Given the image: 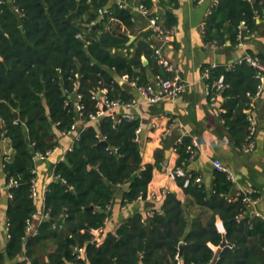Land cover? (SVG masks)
Returning <instances> with one entry per match:
<instances>
[{"label": "trees", "instance_id": "1", "mask_svg": "<svg viewBox=\"0 0 264 264\" xmlns=\"http://www.w3.org/2000/svg\"><path fill=\"white\" fill-rule=\"evenodd\" d=\"M141 4L151 8L152 0ZM104 7L107 12L101 17ZM258 18L264 20V0H218L206 18L204 40L218 48L227 41L237 46L240 31L259 30ZM133 23L131 5L120 7L113 0H0V173L5 183L17 181L9 189V240L0 250V264H208L216 254L212 246L219 247L224 239L227 244L215 264H264V218L250 212L246 194L231 196L234 184L227 172L215 170L210 186L196 182L203 175L189 168L194 156L189 136L175 145L177 166L191 174L187 185L186 177L176 178L187 201L168 192L148 210L152 214L136 211L115 232H106L117 188L127 185L124 205L136 202L140 194L146 197L155 167L142 162V145L135 139L138 119L114 123L108 113L92 120L102 89L110 99L131 101L117 77L147 84L148 68L155 75L162 71L154 32L130 41ZM176 24L175 14L167 12L164 28ZM248 53L264 63V55ZM209 69L210 86L223 76L221 116L242 148L259 70L246 61L231 69ZM75 122H81V137L56 162L55 179L45 195L50 218L39 224L36 235L28 236L27 219L37 210L30 188L39 161L32 151H54L58 135ZM5 139L13 149L9 158ZM248 195L259 196L255 191ZM195 205L199 211L194 212ZM218 218L225 232L219 231ZM100 227L104 232L97 244L91 229ZM76 247L84 249V259L77 258ZM25 249L28 260H21Z\"/></svg>", "mask_w": 264, "mask_h": 264}, {"label": "crops", "instance_id": "2", "mask_svg": "<svg viewBox=\"0 0 264 264\" xmlns=\"http://www.w3.org/2000/svg\"><path fill=\"white\" fill-rule=\"evenodd\" d=\"M126 1L128 5H131L134 15V23L130 26L129 32L130 41L144 39L145 33L152 29L149 19L139 10L141 0ZM217 4L218 0H152V6L149 9L161 24L165 22L167 12H173L177 17L171 44L162 43L159 46L154 37V48L155 52L157 48H161L162 54L175 64L181 78L187 83V87L181 95L166 97L156 103L145 102L136 88L130 91L125 90L130 94L134 104L123 106L120 112L130 114L139 120L142 162L155 165L147 191L148 196L154 198L151 201L156 203L161 201L168 192H174L180 200L187 201L188 196L185 190L169 173L178 167L179 153L175 149V145L184 136H189L195 142L194 156L189 168L200 172L206 183L205 175L211 173L213 179L214 171L220 170L216 167L215 161L221 162L234 177L233 187L238 188V191L231 196L239 195L244 190L257 192L258 200L255 204L250 203V212L264 218V119L261 118L264 91L255 100L253 107L256 114V143L250 152H244L231 137L229 128L221 116L225 102V98L222 96L223 89L215 98H210L207 94L208 77L205 76L210 70L209 68L218 65L228 67L238 63L246 52H252L258 56L264 55V20L257 19V23L260 25L256 33L250 34L243 30L242 45L232 46L231 42L227 41L222 48H218L217 45L214 47L204 40V26L207 16ZM144 61H146L144 64L149 62L146 57H143ZM161 69L162 76L172 75L163 67ZM148 71L151 69L148 68L147 73ZM155 76L154 74L149 79L152 80ZM122 79L124 78L122 77ZM124 80L130 82L127 76ZM78 124L81 126V122ZM173 134L178 137L174 146L169 149ZM58 141L59 145L51 156L39 161L36 166L38 171L37 190L39 192L36 206L37 211L40 212L44 210L46 188L55 179V164L65 157L72 143V135L60 134ZM3 145L7 158H9L13 153L10 141L5 139ZM1 165L2 163L0 172L2 171ZM124 188L125 185L116 190L113 204L110 207L106 232H115L118 225L136 211L149 214L151 212L148 211L150 208L146 207L145 202L136 201L128 205L122 204ZM9 193L0 173V246L2 249L6 247L9 240L6 216ZM192 207L194 212L200 210L196 205ZM208 217L209 214L203 216L204 220H207ZM39 222V219H35L33 225L39 226ZM217 226L219 231L225 232L221 218L217 219ZM212 247L217 251L218 247Z\"/></svg>", "mask_w": 264, "mask_h": 264}, {"label": "built area", "instance_id": "3", "mask_svg": "<svg viewBox=\"0 0 264 264\" xmlns=\"http://www.w3.org/2000/svg\"><path fill=\"white\" fill-rule=\"evenodd\" d=\"M117 5H119L120 7H124V6H128V2L126 0H113ZM139 10L140 12L149 19V23L151 26L152 31L154 32V37L157 38L158 40H161L163 43H166L168 45L171 44L172 41V37L174 35L175 32V28H171V29H166L164 28V26L160 23V21L158 20V18L156 16H153L150 9L147 8L146 6L140 4L139 6ZM107 12V8L104 7L102 9H100V15L101 17H103L104 13ZM241 25L245 28V22L243 21L241 23ZM243 28V29H244ZM242 31H240L239 33V43L238 45H242ZM209 45H212L215 47L216 44L214 43H208ZM156 53H157V58H158V62L159 64H161L164 69L167 72H171L172 75L170 77H164L161 74H157L150 82H148L147 84H139L138 82H136L135 80L130 81V83L132 84V86L134 88H136L138 90V92L140 93L142 99L145 102L148 103H156L159 102L163 99H165L166 97H176L181 95L183 92H185L186 87H187V83L181 78L180 73L178 68L175 66V64L168 59L166 56H164L161 52V48H157L156 49ZM248 62L249 64L253 65L254 67L258 68L259 73L257 74V77L260 79V82L257 86V90L254 94H250L252 96V106L251 108L247 109V119L249 121L250 124V131L247 135V142L245 144H243L242 149L244 150V152H250L254 146H255V133H256V114L254 112V102L257 98H259L263 91H264V63H262L260 61V59L256 56L251 55L250 53H244L242 58H240L238 63H242V62ZM233 67L232 66H228L229 69H231ZM206 77H209V72H207L205 74ZM123 78L125 79L126 76H123ZM212 88H215L217 90V93H213L212 92ZM225 88V82L223 79V76H221L218 80H216L211 86L210 84H208V89H207V94L208 96L211 95L210 98H215L218 94V92L222 89ZM103 93L104 95L101 96L100 93ZM108 90L107 89H102L100 90V92L97 94V97H100V101L98 102V106H99V110L96 114H94L92 116V120L98 119L100 117L105 116L106 114H111L114 123H119L122 121V119H135L133 116H131L130 114H122V112H120V109H122L123 106H132L134 104V101H122V99L118 98V99H110L106 96ZM78 98L81 97V95L77 96ZM76 107L78 110L82 109V105L77 103ZM80 127L79 124H77L76 122L71 126V129L65 133V135H72V143L69 146V150H71L73 148L74 142L79 139L81 137L80 135ZM139 134H140V129L138 128L136 130V140L139 141ZM194 147H195V142L192 141L191 143V149L192 152L194 153ZM53 150H47L46 152H38L36 153V158L38 161H42L45 160L47 158H49L52 154ZM215 165L218 169L225 171L228 173V176L230 177V179L232 180V182H234V177L232 176L230 170L223 165L221 162L219 161H215ZM4 165H1V169H3ZM32 174L33 177L31 179V197L33 198V200L36 202L39 198V192L37 190V179H38V171L37 168L34 167L32 169ZM170 176L174 179H176L177 177H181L184 176L186 177V181L185 184L187 185L189 182V178L191 177V174L187 172L186 169H184V167H177L175 169H173L170 173ZM196 182H203L204 178L202 176H198L195 178ZM15 184H17V181L15 180H11L9 183H6V188L10 189V187L14 186ZM49 190V186L46 188V191ZM10 192V191H9ZM244 194H246L245 200L250 204H255L257 202V198H253L251 197L250 193H252V191L249 190H244L243 191ZM10 197H11V192L9 193ZM45 199V198H44ZM154 200L153 197L150 198V196L144 197L143 195H139L137 198V201H141V202H146V201H151ZM153 212H150V214H152ZM50 218V214L48 211H46L45 209V205H44V210L43 211H35L31 218L27 219V223H26V234L28 236L31 235H36L38 233V226H34L33 225V221L35 219H39L40 222L39 224L43 221V220H48ZM109 218H106V221L108 222ZM91 232L93 234V241L97 244H100L102 241V234L104 232V228L100 227V228H93L91 229ZM1 246H0V250H1ZM75 252L77 254V258H81L84 259V249L82 247H76L75 248ZM24 254L20 256L21 260H28V257L26 255V249L23 252ZM208 264H212V263H208Z\"/></svg>", "mask_w": 264, "mask_h": 264}, {"label": "water", "instance_id": "4", "mask_svg": "<svg viewBox=\"0 0 264 264\" xmlns=\"http://www.w3.org/2000/svg\"><path fill=\"white\" fill-rule=\"evenodd\" d=\"M156 42H157V44L159 46L163 43L161 40H158L157 38H156ZM144 63H146V61H144ZM148 74H149V77H151V78L154 75L151 71H148ZM117 79H118V82L121 84V86L123 87L124 90L130 91V90H132L134 88L129 81L122 79V77H117ZM100 95L103 96L104 94L101 92ZM15 114H16V116H18V113L17 112H15ZM261 118L264 119V105H263V110H262ZM177 137L178 136L176 134H173V138L171 140V143L168 146L169 149H171L174 146L175 141L177 140ZM102 142L104 144H107V142L105 140L102 141ZM32 155L35 156L36 155V152L32 151ZM205 177H206V184H207V186H210L211 185L212 174L211 173H208V174L205 175ZM126 187H127V185H125V188ZM237 191H238V188L237 187H233L232 190H231V195H234ZM145 205H146V207L153 208V207H155L157 205V203L155 201H146L145 202ZM91 208H93V206H91ZM226 244H227V240L224 239V241L222 242V244L217 248L216 254H215L214 259L212 261L213 264L216 263L221 249ZM181 254H182V252H180V255Z\"/></svg>", "mask_w": 264, "mask_h": 264}]
</instances>
